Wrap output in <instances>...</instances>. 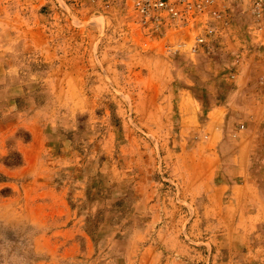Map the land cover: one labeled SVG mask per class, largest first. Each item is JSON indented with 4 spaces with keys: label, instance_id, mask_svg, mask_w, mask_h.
<instances>
[{
    "label": "rangeland",
    "instance_id": "374dc122",
    "mask_svg": "<svg viewBox=\"0 0 264 264\" xmlns=\"http://www.w3.org/2000/svg\"><path fill=\"white\" fill-rule=\"evenodd\" d=\"M32 2H38L36 9L31 7ZM74 2L77 5L66 9L65 4L70 7ZM80 2L84 4L82 10ZM91 7L100 11L91 12ZM226 16L230 24L222 28L214 44L216 49L209 56L188 54L190 33V43L184 42L181 51L171 56L164 47L177 42L171 39L175 32L152 31L140 26L129 0H0V48L13 40L14 56L20 55L23 91L37 97V103L44 101V95L39 98L37 94L41 91L46 95L50 91L59 94L63 100L73 101L78 109L80 100L83 101V107H89L90 117L80 129L82 133H92L89 155H86L87 140L81 139L73 155L68 153L64 159L57 160L52 150H47L26 165L13 136L0 132V264H264V226L260 222L249 233L248 220H233L235 229L231 235L216 236L217 244L227 246H214L207 232L199 233L189 227L193 206L177 200V190L167 181V171L158 158L161 154L155 146L157 140L145 133L141 115L145 105L143 92L126 90L146 82L148 67L150 74L159 80L165 69L163 53L172 57L174 64L184 63L193 70L203 69L204 63L218 59L222 53L230 55L223 48L227 46L226 37L234 32L243 35L255 30L243 3L233 2ZM32 23L41 24L42 36L48 43L51 37L60 39L57 48L61 50L68 49L66 41L79 37V29L85 33L86 29L82 28L88 26V57L70 59L54 54L48 57L43 49L29 48L21 43L20 37ZM114 34L120 38L113 40ZM185 52L188 57L183 56ZM135 100L137 112L133 106ZM38 112L37 128L43 133L47 131L44 123L48 122V112L46 109ZM129 131L136 135L131 144L136 148L137 165L134 177L124 178L114 162L122 158L118 145L129 141L122 138ZM18 133L21 148L28 132L20 124ZM260 142L258 146L264 147V139ZM152 158L159 169L154 179L171 184V188L163 189L174 197L162 208L178 210L185 216L178 235L179 242L185 246H123L119 243L121 238L111 235L112 227L105 219L107 211L145 209L144 205H134L131 201L136 196L134 191L143 192L142 185L148 178L144 162ZM73 163L75 167L70 169ZM58 167L66 170L59 171ZM252 173L259 179L261 170ZM120 176L132 180L131 188L121 183L124 180L115 181ZM246 243L253 245L248 252Z\"/></svg>",
    "mask_w": 264,
    "mask_h": 264
},
{
    "label": "crops",
    "instance_id": "0c3cea01",
    "mask_svg": "<svg viewBox=\"0 0 264 264\" xmlns=\"http://www.w3.org/2000/svg\"><path fill=\"white\" fill-rule=\"evenodd\" d=\"M38 5V2H32L31 7L36 9ZM73 5H77L76 2L70 7L65 4L66 9ZM83 6L80 2L81 10ZM90 10L100 11L96 7ZM88 16L89 13L86 18ZM82 29L86 32L79 29L80 36L66 41L69 47L63 50L57 48L60 39L51 37V43H48L43 38L40 23L27 25L20 40L29 48L43 49L48 57L54 54L86 59L90 51L88 26ZM254 32L231 33L226 37L227 46L223 47L230 55L222 53L218 59L204 63L200 70L186 67L184 63L174 64L172 57L163 53L165 69L159 80L150 74L148 67L146 82L140 87L133 85L126 89L143 92L145 105L141 115L145 133L157 140L155 146L160 149L158 158L167 171L166 179L176 188L177 200L193 206L189 227L199 233L207 232L214 246H227L217 244L216 236L231 235L235 229L233 220H248L249 233L258 222L264 226V147L258 146L264 139V34ZM179 36L185 37V45L190 43L185 33L172 34V41ZM118 38L120 35H112L113 40ZM12 42L6 41L0 48V122L3 123L0 132L13 136L16 149L26 165L47 150H52L57 160L64 159L68 153L73 155L78 147L77 141L81 139L87 140L85 145L89 151L86 150V155L91 154L92 133H82L80 129L83 122L89 120L88 105L83 107L80 100L81 108H75L73 101L63 100L61 95L51 91L47 95L44 91L37 93L39 98L44 95V101L37 103V97L23 91L20 55L14 56ZM17 51L20 48L17 47ZM183 56L188 57L187 52ZM136 103L135 100V111ZM45 109L48 112V122L44 123L47 131L42 133L38 129V111ZM20 124L28 132L21 148ZM132 133L122 134V138L129 141L118 145L122 158L114 162V167L124 178L134 177L136 172V148L131 144L136 135ZM148 161L144 162L148 178L142 185L143 192L139 194L134 188L136 196L131 201L134 205H144L145 209L107 211L105 219L112 227L111 235L121 238L119 243L123 246H185L178 240L185 216L178 210L162 208L174 198L163 189L171 188V184L156 181L157 161L153 158ZM74 167L73 163L70 169ZM254 170H261L259 179L252 176ZM127 179L120 176L115 181ZM121 183L129 184L131 188L132 180ZM106 193L103 195L107 196ZM244 246L248 252L253 245L246 243Z\"/></svg>",
    "mask_w": 264,
    "mask_h": 264
},
{
    "label": "built area",
    "instance_id": "2783aa9c",
    "mask_svg": "<svg viewBox=\"0 0 264 264\" xmlns=\"http://www.w3.org/2000/svg\"><path fill=\"white\" fill-rule=\"evenodd\" d=\"M136 22L152 31L191 34L187 52L209 56L216 48L223 27H228L229 6L243 3L255 31L264 34V0H129ZM185 37L164 48L171 56L177 55ZM215 44V45H214ZM241 126H239L240 128Z\"/></svg>",
    "mask_w": 264,
    "mask_h": 264
}]
</instances>
